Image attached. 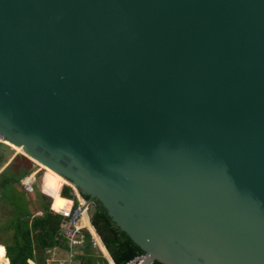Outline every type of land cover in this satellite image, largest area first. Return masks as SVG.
Instances as JSON below:
<instances>
[{
  "label": "water",
  "instance_id": "1",
  "mask_svg": "<svg viewBox=\"0 0 264 264\" xmlns=\"http://www.w3.org/2000/svg\"><path fill=\"white\" fill-rule=\"evenodd\" d=\"M0 141L145 263L264 264V0H0Z\"/></svg>",
  "mask_w": 264,
  "mask_h": 264
},
{
  "label": "trees",
  "instance_id": "2",
  "mask_svg": "<svg viewBox=\"0 0 264 264\" xmlns=\"http://www.w3.org/2000/svg\"><path fill=\"white\" fill-rule=\"evenodd\" d=\"M13 155L14 151L10 147L0 143V262L8 260V264H28V261L46 264L52 252H67V241L61 230L68 219L57 212L67 213L72 204L71 200H74V210L77 202L70 187L60 185L43 170L38 182L39 190L51 199V203L46 196L35 192L40 212L33 215L24 199L23 190L19 192L15 188L20 186V181L31 170L23 169L14 173L9 166ZM77 193L92 206L89 224L113 264H126L134 257L145 255L114 225L97 200H91L79 191ZM83 232L85 243L79 254L74 256V261L78 264H93L92 259L96 258L106 264L99 251L93 248L90 234L86 230ZM152 264L160 263L154 261Z\"/></svg>",
  "mask_w": 264,
  "mask_h": 264
},
{
  "label": "built area",
  "instance_id": "3",
  "mask_svg": "<svg viewBox=\"0 0 264 264\" xmlns=\"http://www.w3.org/2000/svg\"><path fill=\"white\" fill-rule=\"evenodd\" d=\"M33 182H34L33 175H30V176L28 175L20 181L21 189L23 190L25 194H31L33 192ZM79 199L77 200L78 202H81V203L77 204L76 209L73 210L74 200H71L72 204H71L70 210L67 213H65L64 211L57 212V213L62 214L65 218L68 219L67 222H65L63 229L61 230L67 241V252H66L67 259L64 264H75L74 253L76 251H79L84 246V243H85V235H84L83 230H86V228L79 225V220L81 219V216L83 215V213H85L84 212L86 210L85 207L87 206L88 202L84 201L81 197ZM75 201H76V198H75ZM53 212H56V211H53ZM88 233L90 234V237H91L92 246L97 247L98 246L97 235L95 236V234H92L90 232ZM145 260H146L145 256H138V257H134L131 261L127 262L126 264H148V263H145Z\"/></svg>",
  "mask_w": 264,
  "mask_h": 264
},
{
  "label": "rangeland",
  "instance_id": "4",
  "mask_svg": "<svg viewBox=\"0 0 264 264\" xmlns=\"http://www.w3.org/2000/svg\"><path fill=\"white\" fill-rule=\"evenodd\" d=\"M0 143H2L1 141H0ZM13 151H14V154H17V153H21V152H19V151H17L16 149H14V148H11ZM30 170H31V172H30V174H29V176L30 175H33L34 176V182H33V192L31 193V194H25L24 193V199L28 202V206H29V210L31 211V213L33 214V215H38L39 214V212H40V205H39V202L37 201V199H36V197H35V192L36 193H39L40 195H44L43 193H41V191L39 190V184H38V182H39V179H40V177L42 176V174H43V170L41 169V167L39 166V165H36V164H33L31 167H30ZM46 172V171H45ZM47 173V172H46ZM48 174V173H47ZM49 175V174H48ZM49 176H51V175H49ZM52 178H54L60 185H62V186H68V187H70L71 188V190H72V194H73V196L76 198V201H77V204L78 203H81V202H78V200L77 199H79L80 197L78 196V194H77V191L74 189V188H72V186L70 185V184H68L66 181L65 182H61V181H59V180H57L55 177H53V176H51ZM15 188H16V190L17 191H21L22 192V189L20 188V186H15ZM62 188V187H61ZM60 188V189H61ZM44 196H46V195H44ZM48 199H49V197L48 196H46ZM80 200V199H79ZM50 206V205H49ZM86 208V210L84 211L85 213H83V215L82 216H87V217H89V215L91 214V212H92V206L89 204V203H87V206L85 207ZM86 214V215H85ZM84 219V218H83ZM82 219V220H83ZM81 220V219H80ZM81 220V221H82ZM83 222H84V220H83ZM79 223H80V221H79ZM80 225V224H79ZM93 248H96V247H93ZM79 252V251H78ZM55 254H54V258H55V260L56 261H54L56 264H63L64 262V260L66 259V257H65V253L64 252H59V251H55L54 252ZM100 253V252H99ZM101 255V254H100ZM53 263V262H52ZM54 263V264H55Z\"/></svg>",
  "mask_w": 264,
  "mask_h": 264
},
{
  "label": "crops",
  "instance_id": "5",
  "mask_svg": "<svg viewBox=\"0 0 264 264\" xmlns=\"http://www.w3.org/2000/svg\"><path fill=\"white\" fill-rule=\"evenodd\" d=\"M91 215V214H90ZM90 215H89V217H84V216H81V218H84L83 220H84V222L83 221H81V220H79L80 221V225L81 226H83V227H85L86 228V230L88 231V232H90V233H92V234H95L94 233V230H93V228L90 226V224H89V218H90ZM95 236H96V234H95ZM96 249L100 252V254H101V257L106 261V264H113L112 263V261H111V259H110V257H109V255L107 254V252H106V250L104 249V247L102 246V244H101V242L99 241V238H98V246L96 247ZM2 250V246H0V251ZM3 250H4V248H3ZM4 254V253H3ZM54 252H52V255H51V257L46 261V264H54L55 262L54 261H56L55 260V258H54ZM79 254V252L78 251H76L75 253H74V256L75 255H78ZM5 257V256H4ZM65 257H66V259H67V255H66V253H65ZM6 259V258H5ZM66 259L63 261L64 263H65V261H66ZM7 262H8V260H7ZM7 262H0V264H8ZM53 262V263H52ZM75 262V261H74ZM63 263V264H64ZM92 263L93 264H105V263H102L101 261H99L98 259H96V258H93L92 259ZM28 264H34V263H32L31 261H28ZM56 264V263H55ZM75 264H78L77 262H75Z\"/></svg>",
  "mask_w": 264,
  "mask_h": 264
},
{
  "label": "bare ground",
  "instance_id": "6",
  "mask_svg": "<svg viewBox=\"0 0 264 264\" xmlns=\"http://www.w3.org/2000/svg\"><path fill=\"white\" fill-rule=\"evenodd\" d=\"M7 145H9V144L7 143ZM9 147H10V148H14V149H16L17 151L21 152V149H20L19 147H14V146H12V145H9ZM21 153H22V152H21ZM34 163H35L36 165H39V166L41 167L42 170L46 171L49 175L55 177L57 180H59V181H61V182H65V180H64L62 177H60L58 174L54 173V172L51 171L50 169H48V168H46V167L40 165V164L37 163V162H34ZM82 219H83V218H81V220H82ZM82 221H83V220H82Z\"/></svg>",
  "mask_w": 264,
  "mask_h": 264
},
{
  "label": "flooded vegetation",
  "instance_id": "7",
  "mask_svg": "<svg viewBox=\"0 0 264 264\" xmlns=\"http://www.w3.org/2000/svg\"><path fill=\"white\" fill-rule=\"evenodd\" d=\"M18 154L19 153L14 154V155H18ZM14 155H13V157H14ZM9 166L11 167V169L13 170L14 173H17L18 171L24 169V166L21 163H19V161H15V160L14 161L12 160L10 162Z\"/></svg>",
  "mask_w": 264,
  "mask_h": 264
}]
</instances>
